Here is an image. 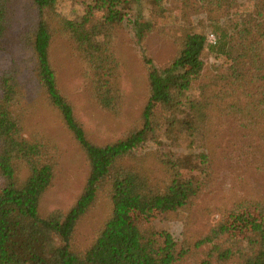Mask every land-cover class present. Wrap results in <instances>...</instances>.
I'll list each match as a JSON object with an SVG mask.
<instances>
[{
    "label": "trees",
    "instance_id": "trees-1",
    "mask_svg": "<svg viewBox=\"0 0 264 264\" xmlns=\"http://www.w3.org/2000/svg\"><path fill=\"white\" fill-rule=\"evenodd\" d=\"M19 1L0 0V53L11 54L17 46L31 49L38 87L82 148L90 173L72 207L41 214L61 152L41 133L25 134L31 103L25 101L14 63L0 77V264H184L203 249L199 264H264L262 192L252 191L224 209L205 235L196 236L189 224L183 238L176 240L151 223L157 215L176 213L199 195L212 193L218 177L215 164L222 160L235 169L231 158L236 154L237 163L250 167L240 180L248 190L260 186L264 192V0H249L246 5L239 0H198L194 16L200 15L209 33L198 31L189 19L172 62L162 68L150 65V96L141 126L104 146L87 137L72 103L61 92L50 45L55 34L65 35L98 105L119 113L123 98L114 29L125 21L128 0H91L79 20L57 12L61 0H30L17 33ZM167 1L151 3L162 9ZM206 51L218 65L207 68ZM191 91L198 97L190 102L193 115L185 124L200 140L198 157L205 175L200 180L193 169L182 172L164 153L154 157L152 166L140 157L141 148L161 126L158 110L177 107ZM251 181L256 183L252 189ZM105 190L110 212L90 245L76 250L77 225Z\"/></svg>",
    "mask_w": 264,
    "mask_h": 264
},
{
    "label": "rangeland",
    "instance_id": "rangeland-1",
    "mask_svg": "<svg viewBox=\"0 0 264 264\" xmlns=\"http://www.w3.org/2000/svg\"><path fill=\"white\" fill-rule=\"evenodd\" d=\"M28 2L30 0L19 1L14 25L17 33L25 23ZM239 2L246 5L249 0ZM89 3L91 0H61L56 9L67 19L79 20L85 15ZM198 3V0H170L163 4L162 9H156L151 0L126 1L125 21L114 29V52L119 65V86L123 98L121 111L117 114L98 105L88 82L81 77L77 53L71 41L60 33L54 35L50 45V59L57 71L59 88L72 103L77 118L92 142L104 146L122 139L132 128L141 126V115L150 96V65L162 68L172 62L180 48L181 29L190 26L189 19L194 20L198 31L209 33V28L200 15L194 16V4L198 6ZM203 59L207 68L219 64L207 51ZM147 60L151 63H147ZM14 63L17 64L25 101L31 103V111L26 116L25 134L41 133L52 140L61 152L60 167L42 201L40 212L47 216L54 208L68 210L81 194L89 176L87 158L64 126L59 114L48 106L40 91L34 75V56L31 49L17 46L11 54L0 53V77ZM197 97L195 91L187 92L181 97L177 107L158 110L161 126L155 134L156 137L147 141L140 150V157L147 159L146 165L152 166L155 163L154 157L161 152L173 157L182 172L193 169L194 178H204L198 157L200 140L185 124V120L193 115L190 102ZM166 117H169L167 122ZM237 157L236 154L231 160L239 172V178L235 169L228 168V162L218 161L214 166V175L218 176L215 179L216 189L212 193L199 195L176 213L157 215L152 220V225L159 232H169L176 240L183 238L185 227L187 229L189 224L196 236L205 235L218 223L224 209L232 207L234 202L248 196L252 191L255 194L264 193L260 186L252 189L256 184L254 181L249 184L252 190H248L245 180H240L250 167L243 162L237 163ZM110 208L109 194L105 190L77 225L74 236L76 250L90 245ZM138 222L145 220L140 219ZM202 251L186 258L184 264H199L204 257Z\"/></svg>",
    "mask_w": 264,
    "mask_h": 264
},
{
    "label": "built area",
    "instance_id": "built-area-1",
    "mask_svg": "<svg viewBox=\"0 0 264 264\" xmlns=\"http://www.w3.org/2000/svg\"><path fill=\"white\" fill-rule=\"evenodd\" d=\"M210 41L214 42V36L213 35L210 36Z\"/></svg>",
    "mask_w": 264,
    "mask_h": 264
}]
</instances>
